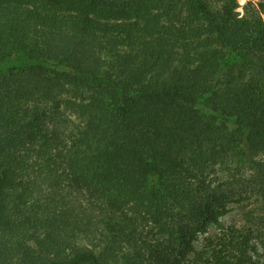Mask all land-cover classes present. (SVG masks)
<instances>
[{"label": "trees", "instance_id": "1", "mask_svg": "<svg viewBox=\"0 0 264 264\" xmlns=\"http://www.w3.org/2000/svg\"><path fill=\"white\" fill-rule=\"evenodd\" d=\"M238 5L0 0V264H264L252 229L195 246L264 189V0Z\"/></svg>", "mask_w": 264, "mask_h": 264}, {"label": "rangeland", "instance_id": "2", "mask_svg": "<svg viewBox=\"0 0 264 264\" xmlns=\"http://www.w3.org/2000/svg\"><path fill=\"white\" fill-rule=\"evenodd\" d=\"M237 1L239 5L236 10L240 12V15L244 14V7L249 1L261 9L258 5L259 0ZM217 174L223 180L231 177L230 173L226 174L223 169H219ZM232 187L235 188V194L231 196V200L228 203V212L221 216L220 225L208 226L207 232L198 234L195 240L197 248L204 246L209 235L214 237L222 236L224 231H227L226 228L231 227L236 232H246L248 229L255 230V237L252 240L262 250L261 239L264 237V189L238 182H235ZM74 195L84 197V194L81 193L74 192Z\"/></svg>", "mask_w": 264, "mask_h": 264}]
</instances>
